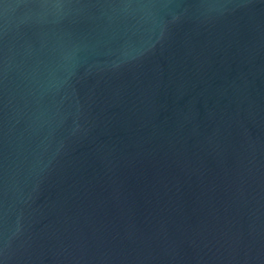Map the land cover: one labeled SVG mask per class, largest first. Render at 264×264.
<instances>
[{
  "label": "water",
  "instance_id": "water-1",
  "mask_svg": "<svg viewBox=\"0 0 264 264\" xmlns=\"http://www.w3.org/2000/svg\"><path fill=\"white\" fill-rule=\"evenodd\" d=\"M0 264H264V0H0Z\"/></svg>",
  "mask_w": 264,
  "mask_h": 264
}]
</instances>
